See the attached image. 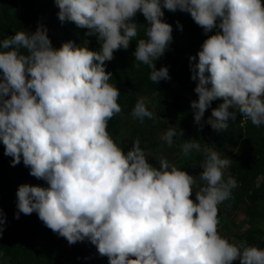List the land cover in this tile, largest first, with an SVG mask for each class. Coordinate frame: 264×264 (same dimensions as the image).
I'll use <instances>...</instances> for the list:
<instances>
[{"label":"clouds","instance_id":"9594fccd","mask_svg":"<svg viewBox=\"0 0 264 264\" xmlns=\"http://www.w3.org/2000/svg\"><path fill=\"white\" fill-rule=\"evenodd\" d=\"M61 22H73L96 35L98 51L72 41L54 48L47 29L18 31L0 41V141L14 167L21 162L30 175L49 187L22 184L16 192L17 213H36L69 245L88 238L109 264H264V250L231 243L218 232V205L229 199L237 182L224 178L231 158L203 149L206 159L198 179L161 157L148 162L139 140L125 152L107 131L122 109L119 89L110 83L105 62L137 41L136 61L152 69L150 80H169L166 66L155 61L171 43L172 26L164 11L187 12L208 36L191 64L198 100L191 102L194 121L228 128L237 112L257 127L264 125V4L261 0H55ZM140 12L147 27L134 18ZM24 49L25 52H22ZM197 56L190 57L196 61ZM132 117L141 122L153 113L145 98ZM177 135L169 126V145ZM179 135H183L180 130ZM200 152L196 140L182 154ZM195 199H192L193 188ZM5 217L0 209V236Z\"/></svg>","mask_w":264,"mask_h":264},{"label":"rangeland","instance_id":"374dc122","mask_svg":"<svg viewBox=\"0 0 264 264\" xmlns=\"http://www.w3.org/2000/svg\"><path fill=\"white\" fill-rule=\"evenodd\" d=\"M3 1L4 0H0V4ZM163 11L164 15L169 12L167 9H163ZM178 12L185 21V26L182 28L186 29L183 35L184 40H181L175 47V50H173L175 53L180 52V54L175 58V54L172 53L173 51L171 53L165 52L163 56L160 57L159 69L166 66L169 71V69L172 68L170 63L175 58L176 68L174 72L179 70L184 72V70L187 69L192 74L190 65L198 63L197 53L201 50V44L198 43L197 37H195L194 34H197L196 32H202L203 29L194 22L189 13ZM52 14L53 13L48 12L40 21V26L46 25ZM140 19L144 20L145 18L142 13L137 12L134 20L138 25H142L138 22ZM144 23L143 26L146 25L145 27H147V21ZM187 26H189V29ZM63 29L70 34V36L79 38L84 31L83 28H79L73 22H70L66 28L60 25L58 27L51 26L47 28V33H52L55 37H61L63 35ZM216 31H218V29H213L209 34H214ZM138 38L139 35L136 39L138 40ZM134 40L135 39L130 41L127 49L121 48L115 51L114 58L112 59L113 62H117V55L123 58V65L130 67V71H127V78L116 77V79L112 78L110 80V83L115 85L120 91V100L118 103L122 111L114 115L108 121L107 131L117 145L125 152L133 146L135 141L139 140L141 149L145 152L148 162L153 166H155L156 160L163 157L167 159L170 164H174L179 168L180 165L195 160L196 158H201L203 162L207 158L203 152L205 148L217 151L221 158H231L235 156L238 148L240 150L242 149L243 142L245 141L252 142L256 145L264 144V125L257 127L238 112L236 119L240 116L243 117L239 125L242 131L241 135H239L238 129L235 128L237 130L230 133L232 136V141L230 139L231 142L222 140L221 136H219V131L214 130L206 123L211 116L212 109L218 107V105L223 102L222 99L214 100L211 103V106L202 118V128L200 125L196 124L194 121V111L191 108V102L194 100V97L190 92V82H174L169 88H166V80L154 83L150 80V76L141 79L142 73L140 75L138 71L132 74V70H137L142 66V63L136 61L134 54L131 52L132 48H134V46L131 45ZM72 42H74L73 38ZM76 46L88 47L89 42L87 39H82ZM192 56H197L196 61L190 62L189 58ZM120 71H122V69ZM0 78H2L1 71ZM175 94L182 98L179 104L174 101ZM140 98H145L148 110L153 113L151 119L146 117L143 122L133 118L131 115L137 100ZM126 102L132 104L129 114L126 113ZM169 126H174L177 132V135L173 137L171 145L162 138ZM247 126L249 128V136H245V133H247ZM180 130L183 132L182 136L179 135ZM187 140H196L201 146V151L197 152L193 150L189 155H183L182 145ZM5 161H8V164L6 163L7 166L2 164ZM11 161L12 157L4 155V145L2 141H0V162H2L0 164V186L3 188V191L10 193L11 198L17 201L16 192L18 187L22 184L44 188L49 187L45 180H40L30 175V168L23 164L22 158L21 162L14 167L11 165ZM228 168L224 170L225 179L229 176ZM202 171L203 169L201 167L191 171V175L197 177L198 186H202V182L198 179ZM262 180H264V177H259L256 180V186H259ZM197 190V187L193 190V199H195V191ZM239 191H241V189L237 185V187L232 190V193ZM222 204L223 213L218 224L219 234L227 238L231 243L243 242L249 246H256L264 250V201L258 202L252 209L246 204L235 205L230 198L222 202ZM38 230H40V232H38L32 240L33 246L40 248L43 252L46 250H54L55 252V249H57L59 253L58 259L63 264H109L108 257L100 255L96 245L91 243L88 238L69 245L65 238L52 232L44 223H42V227ZM15 237L16 235L13 236V238ZM10 259L11 255L9 254V250L7 252L6 249L1 250L0 247V264H9ZM233 264H240V262L236 260Z\"/></svg>","mask_w":264,"mask_h":264},{"label":"trees","instance_id":"16d2710c","mask_svg":"<svg viewBox=\"0 0 264 264\" xmlns=\"http://www.w3.org/2000/svg\"><path fill=\"white\" fill-rule=\"evenodd\" d=\"M178 11L179 10L176 12L169 11L164 15V21L169 23L173 29V39L165 52L171 53L175 50V47L179 44V42L184 40L183 35L186 32V29L182 27L185 26V21L181 18ZM48 12L53 14L46 25L43 26L44 28L47 29L51 26L58 27L59 25L66 28V26L70 23V21L61 22L59 20V8L57 7L55 0H4L0 4V41L14 36L18 31L26 30L29 33L35 32L37 27L40 26V21ZM138 22L143 25L146 20L140 19ZM187 28L189 29V26H187ZM83 29L84 31L81 33L80 38L70 36V34L65 32L64 29L61 37H55L52 33H47V35L51 40L52 46L57 49L60 48L63 43L72 41L73 38L74 45H78L82 39H87L89 42L88 48L93 51H98L101 44L97 36L86 35L88 29ZM196 33L197 34L194 35L197 37L198 43L202 45L208 36L214 35L216 32L214 34H205L204 31ZM142 38L146 39V33L143 28L140 30L138 40ZM138 40L135 38L131 44L134 46L131 50L133 54ZM21 51L25 52L24 49H21ZM172 53L175 54V58L180 54V52L175 53L174 51ZM175 58L170 63L172 68L169 69V76L171 78L166 80V88H169L174 82H190V92L192 93L194 100H198V95L194 91L198 81H193L191 79L192 74L187 69L184 70V72L182 70L174 72L176 68ZM122 59V57L117 55V62H113L112 60L105 62L106 71L111 72L112 78L114 79H116V77L126 79L127 71H130V67L123 65ZM159 60L160 58L155 61L157 70L159 69ZM121 69L122 71H120ZM0 71L2 73V70ZM137 71L140 72V75L142 73L141 79H144L147 76H150L152 69L142 63V66H140L139 69L132 70L131 73L133 74ZM119 100L120 99H118L117 102H119ZM180 100H182V98L175 94V103L179 104ZM131 108L132 104L130 102H126L127 114H129V110ZM242 118L243 117L240 116L236 120L228 121V128L224 131H219V136H221L222 140L231 142L232 136L230 133L235 132L237 129L238 134L241 135L242 128H240L241 126L239 125ZM246 129L247 133H245V136L248 135V126ZM159 161L160 159L155 161V166L157 168L160 166ZM231 161L232 162L228 168V175L232 176L236 180L241 191L232 193L230 199H232L235 205L246 204L252 209L258 202L264 201V180H262L259 186H256V180L261 176L264 177V144L256 145L252 142H243L242 149H237L235 156L231 157ZM1 163L2 162H0V164ZM6 163L8 164V161L3 162L2 164L7 166ZM201 163V158H196L195 160L180 165L178 169L187 171L191 175V171L199 168ZM194 189L195 187L193 190ZM16 205L17 201L14 200V198H11L9 192L3 191V188L0 186V209L3 210L5 217L3 234L0 236V247L1 250L6 249L7 252L9 250V254L11 255L9 264H63L58 259L59 253L57 252V249H55V252L54 250H46L43 252L40 248L33 246L32 240L37 233L40 232L38 229L42 227L43 222L39 219L35 212L31 215H24L23 213H20L19 219H16L15 214L18 211ZM222 206V203L218 205L219 221L223 213ZM14 235H16L15 238H13Z\"/></svg>","mask_w":264,"mask_h":264},{"label":"built area","instance_id":"2783aa9c","mask_svg":"<svg viewBox=\"0 0 264 264\" xmlns=\"http://www.w3.org/2000/svg\"><path fill=\"white\" fill-rule=\"evenodd\" d=\"M262 4H264V0H261Z\"/></svg>","mask_w":264,"mask_h":264}]
</instances>
